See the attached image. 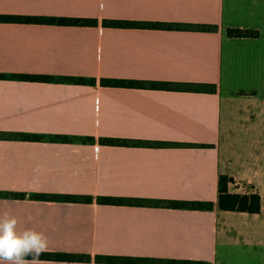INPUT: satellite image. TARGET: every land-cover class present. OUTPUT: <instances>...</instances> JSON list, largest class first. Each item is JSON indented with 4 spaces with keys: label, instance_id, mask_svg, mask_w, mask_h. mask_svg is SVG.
Listing matches in <instances>:
<instances>
[{
    "label": "crops",
    "instance_id": "1",
    "mask_svg": "<svg viewBox=\"0 0 264 264\" xmlns=\"http://www.w3.org/2000/svg\"><path fill=\"white\" fill-rule=\"evenodd\" d=\"M0 14L98 21L0 23V74L54 77L0 78V192L25 193L0 196V215H14L20 230L43 232L47 252L88 256L47 261L264 264V0H0ZM105 20L172 27H113ZM229 28L258 35L229 37ZM64 76L95 82L58 79ZM102 78L172 86L110 87ZM220 175L232 178V193L253 187L261 211L220 210ZM42 193L78 199L33 197ZM99 196L147 203L106 205ZM161 200L214 205L176 208Z\"/></svg>",
    "mask_w": 264,
    "mask_h": 264
},
{
    "label": "trees",
    "instance_id": "2",
    "mask_svg": "<svg viewBox=\"0 0 264 264\" xmlns=\"http://www.w3.org/2000/svg\"><path fill=\"white\" fill-rule=\"evenodd\" d=\"M0 23H36V24H55V25H70V26H96L98 21L95 18H83V17H68V16H34V15H15V14H0ZM105 26L113 27H155V28H171V24L168 23H147L138 21H121V20H105ZM207 28L206 26L202 27ZM229 37H256L258 31L240 28H229L226 31ZM11 77L21 80H35V81H51L54 77L49 75H32V74H12L7 76L0 74V78ZM58 79L75 83L94 84L93 78L85 79L83 77L64 76L58 77ZM101 84L103 86L110 87H152L167 89L171 88L172 84L168 82H151L147 83L140 80H125L114 78H102ZM20 137L24 140L37 141L41 139L39 135H27L21 134ZM102 142L108 144L123 143L125 140L104 138ZM205 146V145H203ZM233 182L231 177L226 175H220L218 180V196L217 207L223 211L245 212L249 214L259 213L262 206V198L259 193L253 188L248 187L247 192L244 193H232L229 191V185ZM8 196L14 198H24L25 193H1L0 196ZM34 198L41 200H63L74 201L78 197L74 195H58V194H34ZM86 200H90L87 198ZM98 203L106 205H145L147 203L144 199L138 198H123L112 196H99ZM157 204L176 207V208H192L209 210L213 208V202L211 201H186V200H161L157 201ZM264 210V199H263ZM30 259L31 257H27ZM43 260L53 261H65V262H78L85 261L88 256L85 254L66 253V252H45L41 255ZM97 259L108 263H164V264H210L204 261H191V260H161V259H148V258H133V257H119V256H98Z\"/></svg>",
    "mask_w": 264,
    "mask_h": 264
},
{
    "label": "clouds",
    "instance_id": "3",
    "mask_svg": "<svg viewBox=\"0 0 264 264\" xmlns=\"http://www.w3.org/2000/svg\"><path fill=\"white\" fill-rule=\"evenodd\" d=\"M18 224L14 215H0V264H51L41 259L48 251V237L34 228L20 230Z\"/></svg>",
    "mask_w": 264,
    "mask_h": 264
}]
</instances>
